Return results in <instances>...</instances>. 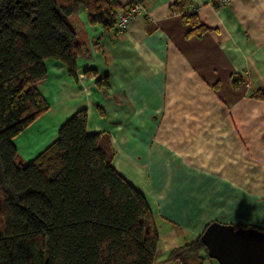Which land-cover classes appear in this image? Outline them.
I'll use <instances>...</instances> for the list:
<instances>
[{
  "label": "crops",
  "instance_id": "1",
  "mask_svg": "<svg viewBox=\"0 0 264 264\" xmlns=\"http://www.w3.org/2000/svg\"><path fill=\"white\" fill-rule=\"evenodd\" d=\"M119 2L143 7L121 34L90 24L83 6L70 17L84 46L76 75L45 60L38 89L48 109L14 138L18 154L34 160L87 109V132L110 135L114 168L153 211L155 264H179L170 253L214 221L264 231V100L253 97L264 87V0H189L201 36L175 0Z\"/></svg>",
  "mask_w": 264,
  "mask_h": 264
},
{
  "label": "trees",
  "instance_id": "2",
  "mask_svg": "<svg viewBox=\"0 0 264 264\" xmlns=\"http://www.w3.org/2000/svg\"><path fill=\"white\" fill-rule=\"evenodd\" d=\"M188 1L175 0L173 9L194 26L189 34L201 36L207 28L186 13ZM80 6L90 24L108 30L122 11L119 0H0V264H155L158 257L153 211L114 168L110 135L87 132V109L28 164L13 142L48 109L38 89L48 75L45 60H60L76 75L84 46L69 19ZM253 97L264 100V87ZM206 259L201 236L168 257L179 264Z\"/></svg>",
  "mask_w": 264,
  "mask_h": 264
},
{
  "label": "water",
  "instance_id": "3",
  "mask_svg": "<svg viewBox=\"0 0 264 264\" xmlns=\"http://www.w3.org/2000/svg\"><path fill=\"white\" fill-rule=\"evenodd\" d=\"M201 240L208 256L219 264H264V231L214 221Z\"/></svg>",
  "mask_w": 264,
  "mask_h": 264
},
{
  "label": "built area",
  "instance_id": "4",
  "mask_svg": "<svg viewBox=\"0 0 264 264\" xmlns=\"http://www.w3.org/2000/svg\"><path fill=\"white\" fill-rule=\"evenodd\" d=\"M215 5L218 3L219 6H226L232 3V0H212ZM194 11V7L191 9ZM143 7L141 4H133L129 8L120 11L117 14L115 25L112 29H110L115 34H121L126 30L128 25L134 20L139 17L142 13ZM151 20V19H150Z\"/></svg>",
  "mask_w": 264,
  "mask_h": 264
},
{
  "label": "rangeland",
  "instance_id": "5",
  "mask_svg": "<svg viewBox=\"0 0 264 264\" xmlns=\"http://www.w3.org/2000/svg\"><path fill=\"white\" fill-rule=\"evenodd\" d=\"M20 147L22 148L23 147V145L22 144H20ZM19 156L21 155V154H18ZM20 157H22V155L20 156ZM34 158V157H33ZM32 158V159H33ZM21 159V162H22V164H28V163H30L31 162V160L32 159H24L23 157L22 158H20Z\"/></svg>",
  "mask_w": 264,
  "mask_h": 264
}]
</instances>
